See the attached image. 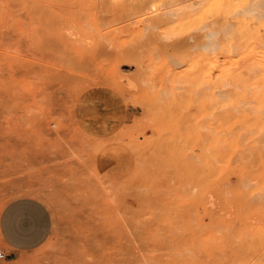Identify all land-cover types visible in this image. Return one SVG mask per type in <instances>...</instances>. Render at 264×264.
Segmentation results:
<instances>
[{
  "label": "rangeland",
  "instance_id": "obj_1",
  "mask_svg": "<svg viewBox=\"0 0 264 264\" xmlns=\"http://www.w3.org/2000/svg\"><path fill=\"white\" fill-rule=\"evenodd\" d=\"M25 196L53 226L12 264H264V0H0V213Z\"/></svg>",
  "mask_w": 264,
  "mask_h": 264
},
{
  "label": "crops",
  "instance_id": "obj_2",
  "mask_svg": "<svg viewBox=\"0 0 264 264\" xmlns=\"http://www.w3.org/2000/svg\"><path fill=\"white\" fill-rule=\"evenodd\" d=\"M52 226V213L40 199L25 196L8 202L0 213V241L5 254L0 264H12L21 253L41 246Z\"/></svg>",
  "mask_w": 264,
  "mask_h": 264
},
{
  "label": "bare ground",
  "instance_id": "obj_3",
  "mask_svg": "<svg viewBox=\"0 0 264 264\" xmlns=\"http://www.w3.org/2000/svg\"><path fill=\"white\" fill-rule=\"evenodd\" d=\"M76 4V3H75ZM220 133H217L216 135H219ZM215 135V136H216ZM227 139V138H226ZM224 143L226 146H228V141L229 140H222L221 139V135L220 137H217L215 140V148H216V152H215V156L217 159H219L222 156V149H220V145L222 146V143ZM235 139H232L231 142H235ZM221 143V144H220ZM223 147V146H222ZM225 147V146H224ZM262 147V146H261ZM260 150V149H259ZM262 150V149H261ZM224 152V151H223ZM263 153V152H262ZM261 153V154H262ZM214 159V158H213ZM237 159V158H236ZM238 161V160H237ZM234 158V156L230 153L227 157H225V164L224 167L222 168V172L223 174H225L226 179H229L230 181H234L235 184H233L232 187H234V185L238 186V188L240 189V191L236 190L235 192H237V194H244L245 189L247 187L248 182L250 181L247 175V171L246 168L244 166V164H242L241 162L239 163V161L237 162ZM217 161H214V163H216ZM220 162V161H219ZM218 163V162H217ZM221 164V163H220ZM221 166V165H220ZM214 167V166H213ZM216 169H219V166L216 164L215 165ZM215 169V170H216ZM219 174V173H218ZM217 174V175H218ZM251 176V175H250ZM220 178V177H219ZM259 179V177H257ZM222 179V178H221ZM225 179V178H223ZM220 180V179H219ZM227 181V180H226ZM218 182V179H217ZM222 182V180H221ZM223 182L225 183V181L223 180ZM220 183V182H219ZM251 183V182H250ZM218 184V183H217ZM250 185V184H249ZM217 187V186H216ZM234 189V188H233ZM217 190V189H216ZM218 193H224L223 189H218L217 190ZM227 192V190H225ZM243 192V193H242ZM226 196V195H225ZM226 198V197H225ZM209 235V234H207Z\"/></svg>",
  "mask_w": 264,
  "mask_h": 264
},
{
  "label": "built area",
  "instance_id": "obj_4",
  "mask_svg": "<svg viewBox=\"0 0 264 264\" xmlns=\"http://www.w3.org/2000/svg\"><path fill=\"white\" fill-rule=\"evenodd\" d=\"M5 258V254L3 252L2 249H0V259H4Z\"/></svg>",
  "mask_w": 264,
  "mask_h": 264
}]
</instances>
